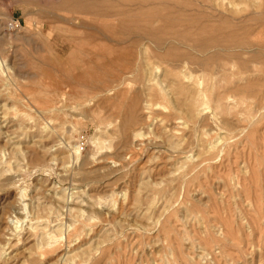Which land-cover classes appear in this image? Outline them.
<instances>
[{
    "label": "rangeland",
    "instance_id": "1",
    "mask_svg": "<svg viewBox=\"0 0 264 264\" xmlns=\"http://www.w3.org/2000/svg\"><path fill=\"white\" fill-rule=\"evenodd\" d=\"M64 1L0 0V264H264V1L256 0L250 6L254 21L244 24L258 35L263 31L256 38L242 37L243 41L258 40L260 58L251 64L253 71H242L240 64L230 63L236 82L232 77L222 80L192 71L200 87L210 86L203 99V105L208 101L205 108L194 104L197 112L182 93L176 92L177 98H160L168 105L166 109L176 111L177 121L175 136L167 139L164 151L150 148L143 139L133 144L122 131V124L130 120L133 125L128 129L131 125L130 130L141 129L145 135L146 121L159 113L153 106L159 97L153 95L154 88L147 86L144 76L137 85L134 76L125 73L126 56L114 68L118 75L108 73L117 79L114 86L127 91L123 101L105 89L98 91L93 86L98 77L87 72L82 73L86 82L79 81L90 86L87 97L68 100L62 96L71 78L65 70L68 44L60 30L81 23L76 11L62 5ZM105 81L104 88L108 86ZM46 85L53 91H45ZM227 87H239L242 93H229L233 101L219 112L209 101ZM135 93L139 101L133 112ZM50 94L45 107L35 101L36 95ZM22 190L33 204L31 199L18 198ZM88 199L97 206L88 207ZM18 202L26 203L24 210H29L21 216L11 207ZM33 225L46 228L48 236L30 231ZM28 232L34 236L29 242L23 240ZM42 241L52 244L45 248L46 257L40 255Z\"/></svg>",
    "mask_w": 264,
    "mask_h": 264
},
{
    "label": "bare ground",
    "instance_id": "2",
    "mask_svg": "<svg viewBox=\"0 0 264 264\" xmlns=\"http://www.w3.org/2000/svg\"><path fill=\"white\" fill-rule=\"evenodd\" d=\"M255 1L256 0H65L62 5H64V7H66V8L68 7L71 10L76 11L79 14V16H80L81 23L79 22L80 25H78L77 23H75V24H77L76 26H72L73 25L72 24L71 26L64 27V28H62L60 30L61 37L64 40H66L67 41V44H68L66 46V48L68 50V53H67V55L65 57V64L67 65V69H65V70H66L67 75L70 76V78H71V80H70L71 82H68L67 84L64 83L65 84V87L63 89L62 96L65 95L66 98H68V100L75 99V98H79V97L80 98L81 97H87V95H89L91 93V88H89L90 86L87 87L88 84H84V83H80L79 82V81H82L83 80L82 78H84L82 76V73L84 74V72H87V73H92L94 76H97L98 77L97 80H95V84L93 85V86H97L98 91H100L101 89H105V90H107L109 92H112L114 94V96L116 97L117 100H120V101L122 100L123 101L124 97H126V95H127V93H126L127 91L125 89L118 88V87L114 86V84L116 83L117 79L115 77L111 76V75H108V73H110V71H112L111 74H114L115 76L118 75L114 71V68L117 65V62H119L118 61L119 58L120 57H123V56H126L128 59L127 60L125 59V60H126V63L128 65H127V68H126V71L127 72H125V73H128V75L134 76V81L135 82H138V80H141L140 78H143L141 76H144L145 82L147 84H149L147 86L154 88V90H152L149 87H148V89H150V90L153 91V95L155 94L156 96L159 97L158 98L159 100H157V102L153 101V106L155 105L154 107L156 109H158L157 112H159V113L155 117L152 116V118L149 119L148 123L146 121V127H145L146 128V133L144 132L145 135H142L143 130H142V132H140L141 129L140 130L138 129V131H137V129L136 130H134V129L133 130H130V129L133 128V126H131L133 124L130 122V120H129V124L131 123L130 127H132V128L128 129L129 128L128 127L129 124L127 123V121H128L127 120L126 122H124L122 124V131H124V132H126L128 134L127 135V138L129 140V142H131L133 144H134V142L141 141L139 139H143L145 141H142V142H145V145L149 146L150 148H153V149L154 148H157L158 150L159 149L160 150L161 149L163 150V149H165V142H168L167 139L170 138V137L175 136V123L177 121L175 122V112L176 111H170L169 108L166 109V107L168 105L166 106V105L162 104L163 102H160V100L162 101V99H166V98H168V99L169 98H175L176 97L175 95L177 94L176 92L182 93V94H184L188 98V100H187V101H189L188 102V105L189 106L190 105H193V108L196 109V112H197V108L194 107V104L199 105L197 103H200L201 106H199V108L202 107L201 110H203L205 108V106H206L205 104L208 102L207 101L204 104L205 106L203 105V103H204L203 102V99L205 97L204 95L207 92L206 91L207 88H209L210 86L208 87V84H207V87H206V85H204L203 87H200V84L198 82L199 79H197V78H196L197 80H194L193 79L192 76H193L194 73L192 74V71L197 72V73L199 71H204L206 73V75L208 73L209 76H218L222 80H224L226 78L229 79V77L231 79V77L232 76L234 77V75H235V72L233 73V71H231V69H232V67L234 65L231 66L230 63H234V64L237 63L238 65L240 64L241 65L240 68H241L242 71H245V72L246 71H253L252 69H250L251 64L256 63L258 61V58H260V57H258V56H260V54L257 53V49H259V47L255 45V44H258L256 42L258 40L256 39V41H255V38L258 37V36H260L263 31L261 30L262 32H259L261 34L258 35V32H255L256 29H254V28L251 29L252 27L246 29L245 26H244V24L250 23V22L254 21L253 15H250V14H252L251 13L250 6H254L253 4H254ZM260 6H262V5L260 4L259 7ZM263 6H264V4H263ZM263 10H264V8H263ZM64 12H66V10ZM64 15H65V13H64ZM257 15H259V14L257 13ZM257 15H256V17H257ZM67 16H68V14H67ZM255 19H257V18H255ZM259 19H257V21ZM243 20H245V21H243ZM262 23H263V21H262ZM243 35H244V38H246V35H250L252 37H255L256 36V37L254 39L250 37V39H248V40L244 39L245 41H243L242 40ZM227 47H229V48L227 49ZM226 50H227V52H226ZM243 54H244V57L245 58H242ZM108 60H110V62H111V64H109V65L107 64L108 63ZM262 63H263L262 65H264V62H262ZM105 66H108L107 67V71H106ZM252 68H253V66H252ZM255 69H257V68H255ZM119 70H120V67H119ZM261 70H263V69H260L259 71H261ZM78 71L81 72V75L78 74ZM121 71H123V70H121ZM254 72H257V70L256 71L254 70ZM199 73H201V72H199ZM247 73H249V72H247ZM258 73H260V72H258ZM122 74H124V73H122ZM248 75H250V74H248ZM258 75L259 74H257V76ZM197 76H199V75H197ZM233 77H232V80H233ZM103 78L106 80L105 82L108 84V86H106V88H104V86H102V84H103ZM211 78H213V77H211ZM118 79H119V76H118ZM246 79L247 78H244L243 81L246 80ZM200 81L202 82L203 79L200 80ZM205 81H204V83H206ZM233 81H235V80H233ZM84 82H86V80ZM123 82H125V81H123ZM229 82H230V80H229ZM247 82H249V81H247ZM258 82H260V81H258ZM258 82H256V84ZM109 83H111L112 86L109 85ZM127 83H128V81H127ZM138 83L139 84H137V85H140L141 84V81L138 82ZM218 83H219V81H218ZM218 83L216 82L217 85H218ZM33 84H35V83H33ZM36 84H35V86H36ZM213 84H214V82H213ZM37 85H38L39 88H41V86L39 84H37ZM143 86H144V84H143ZM211 86L213 87L214 85H211ZM234 86H238V84L237 85L235 84ZM256 87H257V85H256ZM213 88H211L210 91ZM229 88L230 87H227L224 90V92H221V90L218 91L217 93H215V95H212L214 97L211 96L212 99L210 98L211 100L209 102L212 101L213 107L215 109H218L219 112H220V110H223L224 111V108H225L224 105L225 104L229 103L230 101H233V100H230V99H232V97H234L232 95L233 93H235V94L242 93L241 92V89L239 87L233 88V89H229ZM247 88H250V85L247 86ZM260 88L263 89L261 86H260ZM218 89H220V88L218 87ZM44 90L45 91L47 90V92L50 93V92L53 91V87L52 86H47V87L44 88ZM142 91H144V90H142ZM213 91H214V89H213ZM246 91L248 92L247 89H246ZM246 91H244V92H246ZM102 92H103V90H102ZM226 93H228V94H226ZM229 93H232V94H229ZM97 94L99 95V93H97ZM101 94H103V93H101ZM245 94H247V93H245ZM50 97H51V94L49 96L47 95L46 97H43V96H40V95H36V98H35L36 100L35 101L41 107H45L44 105H47L49 99L52 98V97L51 98ZM130 97H131V95H130ZM206 97L208 98V96H206ZM109 98H110V96H109ZM160 98H162V99H160ZM207 98H205V100ZM261 98H262V96H261ZM81 99H83V98H81ZM133 99L134 100H133V103H131V106H132V110L134 112L135 108L138 106V101H139V97H138V94L137 93L134 94ZM141 100L143 101V99H141ZM168 101H170V100H168ZM245 101H247V100L245 99ZM103 102H104V100H103ZM146 102L147 101H145V103ZM181 103H182V101H181ZM101 105H99V106H101ZM234 105H235V102H234ZM144 106H148L149 107L148 104H145ZM153 106H151V107H153ZM196 107H198V106H196ZM232 107H233V105H232ZM147 108H144V109L148 110ZM155 108H154V110H156ZM191 108H192V106H191ZM126 109H127V107H126ZM152 110H153V108H152ZM210 110H213V108L210 109ZM108 111H109V109H108ZM149 111H150V109H149ZM187 111H189V108L187 109ZM215 111H214V113H215ZM199 112L201 113V111H198V113ZM228 112H227V115H229ZM96 113H97V115L100 118L101 110L99 108H98V110H97ZM138 113H139V111H138ZM138 113H137V115H140ZM132 114H133V116L135 115L134 113H132ZM143 114L141 115V117L143 116ZM201 114H203V113H201ZM212 114H213V112H212ZM127 115H128V113H127ZM147 115H145V116H147ZM216 115H218V114H215V116ZM89 116H91V115H89ZM195 116H196V114H195ZM203 116H204V114H203ZM223 116L224 115H222V117ZM190 117H192V116H190ZM121 118L119 120H121ZM131 118H132V116H131ZM197 118H198V115H197ZM202 118H204V117H202ZM182 119H183V117H182ZM184 120L186 121L185 118L183 119V121ZM200 120H201V117H200ZM4 121H6V120L4 119ZM108 122H109V120H108ZM2 123L4 124V122H2ZM109 123H107V124H109ZM217 123H219V122H217ZM107 124H106V127H109V126H107ZM180 124L182 125L184 123L183 122H179V125ZM186 126H187V124H186ZM141 127H143V126H141ZM115 128H116V126H115ZM181 128H183V127H181ZM2 129H3V126H2ZM21 129H22V127H21ZM186 129L187 128H185V131H186ZM118 130H119V127H118ZM120 130H119V132H120ZM187 130H189V129H187ZM105 131H107V129ZM105 131H104V133H105ZM120 139L122 140V137ZM217 144H218V142H217ZM124 145H125V143H124ZM137 145H138V143H137ZM139 145H140V143H139ZM141 145H143V143H141ZM213 145L215 146V144H213ZM49 146H50V144H49ZM127 146H129V144ZM50 148L52 149L51 146H50ZM143 148H144V146H143ZM13 149H15V148H13ZM123 150H124V147H123ZM18 152H19V150H18ZM169 153L170 152H168V154ZM62 154L64 155V153H62ZM198 154H201L202 155V153H198ZM205 154H207V152ZM33 156H35V155H33ZM30 157H32V156H30ZM200 157L201 156H199V158ZM35 158H36V156H35ZM61 158H63V157H61ZM187 158H188V156H187ZM202 158L204 159V157H202ZM149 159H151V158H149ZM11 165H13V164H11ZM16 167H17V165H16ZM147 171H148V168H147ZM13 174H12V176H13ZM155 178H156V176H155ZM23 191L24 190H22V192H19L18 191L19 192L18 194L19 195L21 194L20 195L21 197L20 196L18 197V195H17V197L20 198V199H22V201H24L26 199H31V198H29L27 196L28 194H26L25 191L24 192ZM82 192H81V195H83ZM29 195H31V194L29 193ZM113 197H114V195H113ZM89 200L90 199H88V201H87V205H88V207H92L93 208V206L96 205V204H93L92 203L93 201L92 200L89 201ZM77 201H79V200H77ZM13 202H15V201H13ZM30 203L33 204L34 201H32V199H31V202ZM8 204H9V202H8ZM84 204H85V202H84ZM12 206L14 207V208H12L14 210V212L16 214H18V216H19V214L21 216V214L25 211L24 208H26L25 207L26 206V203H19L18 202V204L15 203V205L13 204V205H11V207ZM67 207H68V205H67ZM71 209H72V207H71ZM91 210H93V209H91ZM28 211H25V212H28ZM14 212H12V213H14ZM81 213H82V211H81ZM74 215H75V213H74ZM81 215L82 214H79V217H81ZM14 221H15V219H14ZM40 221H41V218H40ZM42 221L43 222H46L44 220H42ZM47 223H45V224H47ZM48 224L50 226V223H48ZM29 225H31V224H29ZM42 227H44V225ZM28 228H29V230L32 228L30 231H33L36 228V226H34V227L31 226V227H28ZM63 228L64 227H62V229ZM45 229H42V230L35 229V231L38 232V233H41L43 235V237H44L45 235L48 234L45 231ZM21 230H22V228H21ZM13 232H15V231L13 230ZM32 233H29V232L26 233V235L23 236V240L29 242V240L32 239V236H33ZM38 233H37V235L39 236ZM24 234H25V232H24ZM16 235H18V234L16 233ZM37 235H36V237H37ZM12 236H15V235L12 233ZM18 237H19V235H18ZM36 237H35V239H36ZM15 238H17V237H15ZM7 239H8V237H7ZM15 240H17V241L20 242V240H18V239H15ZM32 242H33V240H32ZM8 243H9V241H8ZM42 243H43V241H42ZM42 243H41V245H42ZM10 244H12V243H10ZM13 244H15V243H13ZM48 244L49 245H52L48 241L47 242L45 241L43 243V246L41 247L42 248V252L40 251V255L41 256H45V253H46L45 252V250H46L45 248L48 246ZM15 246H17V245H15ZM178 246H177V248H178ZM36 250H38V249H36ZM177 251H178V249H177ZM1 252H3V251H1ZM68 253H69V251H68ZM183 257H184V254H183ZM9 259L11 260V257ZM12 259L14 260V258H12ZM176 260H178V259H176Z\"/></svg>",
    "mask_w": 264,
    "mask_h": 264
}]
</instances>
